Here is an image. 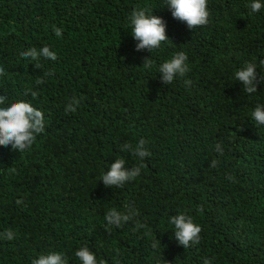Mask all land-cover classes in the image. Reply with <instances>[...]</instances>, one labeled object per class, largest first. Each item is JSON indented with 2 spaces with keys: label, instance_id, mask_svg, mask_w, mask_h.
Masks as SVG:
<instances>
[{
  "label": "trees",
  "instance_id": "16d2710c",
  "mask_svg": "<svg viewBox=\"0 0 264 264\" xmlns=\"http://www.w3.org/2000/svg\"><path fill=\"white\" fill-rule=\"evenodd\" d=\"M252 2L207 0L208 23L191 31L167 0H0V107L29 102L46 129L23 153L0 146V232L15 233L0 239V264L52 252L81 264L84 246L97 264H264V125L251 118L264 82L246 94L235 80L248 63L264 75V8L251 13ZM136 9L166 24L168 40L151 53L136 51ZM45 46L55 61L20 55ZM178 52L189 71L166 85L159 68ZM141 139L143 160L121 150ZM117 159L141 173L105 187ZM129 206L136 216L107 223L109 210ZM178 214L202 229L186 249L169 222Z\"/></svg>",
  "mask_w": 264,
  "mask_h": 264
},
{
  "label": "clouds",
  "instance_id": "9594fccd",
  "mask_svg": "<svg viewBox=\"0 0 264 264\" xmlns=\"http://www.w3.org/2000/svg\"><path fill=\"white\" fill-rule=\"evenodd\" d=\"M166 7L171 12L174 19L185 22L189 30L204 26L208 23L209 13L207 10V0H167ZM264 8L261 0H253L250 4V12L258 13ZM131 36L134 40L139 41L136 45V51L147 49L150 53L160 47L161 43L168 40L166 36V24L162 18L153 14H147V9H136L130 15ZM53 31L57 37L61 36L62 29L53 26ZM20 55L24 59L38 61L40 58L55 61L56 54L45 46L39 50L31 48L22 51ZM187 55L184 52L176 53L170 60L164 62L159 72L162 74V82L166 85L170 84L177 76H183L189 71ZM38 69L40 65L34 64ZM143 66H150V59H146ZM256 65L248 63L245 67L239 69L235 73V80L242 86L246 94H252L257 91V85L264 82V75L257 80ZM4 74V69L0 68V75ZM42 82V80H38ZM186 83H188L186 81ZM25 95L31 94L36 96L37 92L26 90ZM6 97L0 96V105L5 104ZM79 104L78 100L73 99L65 108L68 113L75 112ZM251 118L258 125H264V105H257L251 114ZM45 118L42 111L34 108L29 102L19 101L12 103L8 107H0V146H11L13 151L23 153L29 150L35 142L36 136L45 132ZM145 141L141 139L139 143L133 147L131 144L122 146V151L130 152L133 156L143 160L150 156V152L145 149ZM216 150L223 155L220 145H216ZM124 159H117L111 164L110 169L102 176L105 187L122 188L125 182L138 177L141 173L139 166L125 167ZM217 161L213 160L211 167H216ZM12 171H15L12 169ZM17 204L22 201L17 200ZM137 212L134 208H128V214L121 213L115 209L109 210L105 216V220L109 225L119 227L123 222H127L130 217L136 216ZM170 224L174 226L173 238L184 249L192 244L198 243L200 240L201 227L193 223L192 219L185 214H178L170 218ZM137 227L144 225L137 222ZM15 238V233L11 230L0 232V239L11 241ZM161 246L159 240L153 243V247ZM75 256L81 264H97L95 255L88 247H81L75 252ZM32 264H67L61 253L52 252L49 254H41L38 259H34ZM102 264V262H101ZM118 264V262H117ZM204 264H210L205 259Z\"/></svg>",
  "mask_w": 264,
  "mask_h": 264
}]
</instances>
